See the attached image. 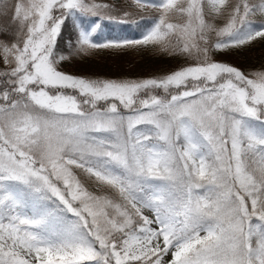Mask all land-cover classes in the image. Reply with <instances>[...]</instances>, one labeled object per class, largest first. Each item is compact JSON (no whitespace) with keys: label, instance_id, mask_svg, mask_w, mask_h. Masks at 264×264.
I'll list each match as a JSON object with an SVG mask.
<instances>
[{"label":"snow or ice","instance_id":"snow-or-ice-1","mask_svg":"<svg viewBox=\"0 0 264 264\" xmlns=\"http://www.w3.org/2000/svg\"><path fill=\"white\" fill-rule=\"evenodd\" d=\"M132 2L154 10L141 36L98 42L99 20L133 13L0 0V264H264V69L215 59L264 40V0ZM147 46L184 63L149 78L61 70Z\"/></svg>","mask_w":264,"mask_h":264},{"label":"trees","instance_id":"trees-1","mask_svg":"<svg viewBox=\"0 0 264 264\" xmlns=\"http://www.w3.org/2000/svg\"><path fill=\"white\" fill-rule=\"evenodd\" d=\"M116 5L122 11H131L133 15L126 18V23H117L114 20L110 21L107 19L99 20L98 17L91 18L99 20L101 24V29L93 35L94 40L98 42H104L108 39L122 36L128 38H139L143 32V29L139 28L137 25L148 23L151 17L154 15V10L151 8H145L143 12L140 13L139 10L136 9L132 0L129 4H127L123 0H118ZM141 17H143V19ZM257 19L259 20L260 18L257 17ZM4 22L6 21H4L2 17H0V23ZM74 35L75 34L71 27V24H68L67 27L62 29L63 39L58 41V44L60 49L66 54L68 50L64 45V39H67L69 37H72L74 39ZM256 43L264 46V40L255 41L251 44V46L255 45ZM105 51L106 49L92 50L88 54L72 56L71 59L67 61L73 63L74 69H78V71L81 72L84 77L110 79L149 78L153 76H160L176 70L184 63V60L182 58L161 53L155 50L152 46L137 47L119 51L130 56L133 55L132 60L134 67H131V70L130 68L122 70L119 69V66L117 64L116 66L118 69L116 70V67H109L105 64L106 59H104V57L102 56V54L106 53ZM258 57L255 59L256 61L260 62L257 63V65H259L263 69L264 55H258ZM248 66L252 67L250 65H247L246 67L248 69L244 67L245 71H252L255 67L258 68V66L254 65L252 68H249Z\"/></svg>","mask_w":264,"mask_h":264},{"label":"rangeland","instance_id":"rangeland-1","mask_svg":"<svg viewBox=\"0 0 264 264\" xmlns=\"http://www.w3.org/2000/svg\"><path fill=\"white\" fill-rule=\"evenodd\" d=\"M117 1L118 0H97V2H110V3H113L115 5H116ZM123 1H125L127 4H129L131 0H123ZM120 14L123 16L122 10H120ZM105 52L106 53L102 54V56L104 57V59H106L105 64L107 66L116 67V70L118 69L116 66L117 64L119 66V69H122V70H125L128 68H130V70H131V67H134L133 66L134 65L133 60H132L133 55L130 56V55L124 54L123 52H119V51L116 52L115 50H112V49L111 50L106 49ZM258 55H264V46H261L259 43H256L255 45H252V46L248 45L244 49L234 51L230 54H218V55H216L215 59L217 61L230 63L233 66H236L243 71H245L244 67L247 68L246 67L247 65H250L252 67H253V65L258 66V68L255 67L253 70H259L262 68L259 65H257V63H260V62L255 60L258 57ZM252 67H249V68H252ZM61 70L66 72V73H69V74L84 77L83 74L78 71V69H74L73 63H71L69 61H65L62 63ZM84 71H86V70H84ZM114 79H116V78H114ZM81 179L83 180L84 178L81 177ZM87 186L92 191H98L99 190L95 185L91 184L90 182L87 183Z\"/></svg>","mask_w":264,"mask_h":264}]
</instances>
